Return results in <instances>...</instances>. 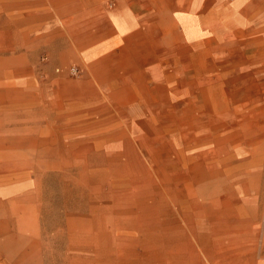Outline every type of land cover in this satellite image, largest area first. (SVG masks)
Masks as SVG:
<instances>
[{"label": "rangeland", "instance_id": "1", "mask_svg": "<svg viewBox=\"0 0 264 264\" xmlns=\"http://www.w3.org/2000/svg\"><path fill=\"white\" fill-rule=\"evenodd\" d=\"M24 2L5 0L7 52L57 32L41 20L44 1L36 25L18 14ZM177 74L148 88L147 102L127 96L115 105L118 118L40 113V135L23 125L0 135V264H207L222 255L215 224L229 220V201L212 193L225 209L209 207L197 184L206 162L221 174L223 161H247L253 145L264 146V83H190ZM6 108L23 119L38 105Z\"/></svg>", "mask_w": 264, "mask_h": 264}, {"label": "crops", "instance_id": "2", "mask_svg": "<svg viewBox=\"0 0 264 264\" xmlns=\"http://www.w3.org/2000/svg\"><path fill=\"white\" fill-rule=\"evenodd\" d=\"M42 1L41 20L57 32L9 52L5 0L0 5V135L16 125L40 135L34 122L41 114L52 121L118 118L115 105L127 96L147 102V89L165 86L170 72L189 74L190 83H264V0ZM21 7L18 14L36 25L37 0ZM11 103L38 108L22 119L21 109L6 113ZM251 148L247 161H223L221 174L206 162L199 177L209 207L225 209L212 193L229 201V220L215 224L222 255L207 256V264H264V146Z\"/></svg>", "mask_w": 264, "mask_h": 264}]
</instances>
